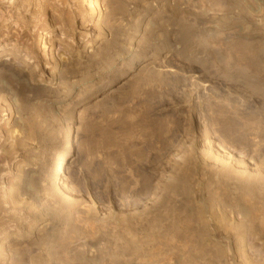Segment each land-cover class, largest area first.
I'll list each match as a JSON object with an SVG mask.
<instances>
[{
	"label": "rangeland",
	"instance_id": "374dc122",
	"mask_svg": "<svg viewBox=\"0 0 264 264\" xmlns=\"http://www.w3.org/2000/svg\"><path fill=\"white\" fill-rule=\"evenodd\" d=\"M0 264H264V0H0Z\"/></svg>",
	"mask_w": 264,
	"mask_h": 264
}]
</instances>
